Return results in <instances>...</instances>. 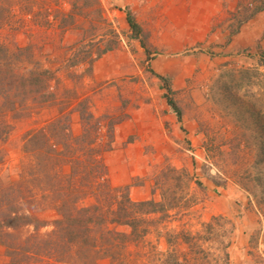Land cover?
I'll return each mask as SVG.
<instances>
[{
    "label": "rangeland",
    "instance_id": "rangeland-1",
    "mask_svg": "<svg viewBox=\"0 0 264 264\" xmlns=\"http://www.w3.org/2000/svg\"><path fill=\"white\" fill-rule=\"evenodd\" d=\"M129 1L0 0V42L11 51L23 50L22 68L39 63L59 79L57 87L52 85L57 88L53 101L18 120L7 115L13 128L0 140V180L5 184L18 182L24 172L22 181L28 182L24 192L31 187L40 200L36 183L29 181V169L37 160L25 151L26 135L58 119L61 110L62 116L70 115L73 135H80L85 125L78 109L83 103L95 115L103 159L112 155L115 162L123 160L122 152L135 139L122 141L115 150L114 135L108 130L111 124L128 118L126 111L134 100L137 105L145 97L156 106L167 103V91L154 72L170 80L183 120L187 126L194 124L196 134L189 136L181 127L184 138L174 157H166L161 165L151 167L148 177L133 178V182L153 181L161 196L157 186L161 173L169 167L178 170L179 176L169 174L164 182L177 195L178 206L165 220H159L161 215L150 217L155 223L148 226L145 236L137 238L130 237L126 227H93L95 248L88 254L79 250V245L69 249L62 245L63 235L53 226L59 215L48 208L37 217L49 227L39 232L33 227L8 231L0 244V264H19L20 248L35 245L40 250L36 264H173L185 258L193 262L200 254L199 258H204L201 264H224L227 244L231 264L230 250L238 243L245 245L244 256L246 249H254L257 262L264 264L256 253L264 245V25L257 38L235 41L243 24L259 14L255 10L264 0H242L231 19H217L218 25L209 34L201 29L197 41L183 34H190L192 28L160 25L159 18L150 12L145 17L143 9L149 1L138 0L140 11L136 15L146 22L142 29L150 55L117 13H125ZM106 48L130 51L136 56L139 73L127 71L112 81L94 83L92 74L84 75V71ZM246 70L252 71L249 81L243 79ZM126 83L134 89L129 92ZM127 94L132 98L126 99ZM75 113L79 119H74ZM177 159L181 168L175 166ZM95 203V197L87 196L78 207ZM227 204L232 206L231 213L222 207ZM24 208L31 210L30 206ZM209 223L215 225L212 234L206 230ZM241 228L245 233L239 241ZM182 235L206 238L198 241L199 254L193 247L196 239L188 245Z\"/></svg>",
    "mask_w": 264,
    "mask_h": 264
},
{
    "label": "trees",
    "instance_id": "trees-1",
    "mask_svg": "<svg viewBox=\"0 0 264 264\" xmlns=\"http://www.w3.org/2000/svg\"><path fill=\"white\" fill-rule=\"evenodd\" d=\"M263 11L264 5L257 8L255 14ZM125 13L133 37L141 42L142 47L150 55L142 27L128 8ZM108 51L110 48L98 54L96 60ZM22 53L21 48L11 51L6 44L0 42V140L13 128L7 120L8 114L12 120L24 118L36 109L40 110L56 96L59 79L50 69H44L39 63L33 64L30 68H22L20 65ZM262 57L264 59V52ZM95 61L91 62L84 71V75L92 74V65ZM78 65L75 64V66ZM251 72L248 70L243 72V79L249 81ZM152 73L163 84L167 91L165 96L167 104L181 122L183 111L172 97L174 90L170 80ZM256 75L259 74L256 73ZM53 83L56 86L54 89ZM79 108H81L78 110L85 125L80 136L73 135L70 115L62 116V110L61 116L50 122L48 126L30 131L26 135L25 151L37 160L29 169L31 177L29 181L36 183L41 193L40 200H37L31 187L27 188L25 191L27 193L24 192L23 186L28 185V182L22 181L24 172L18 182L5 184L0 180V244H2V238L9 235L8 231L33 227L35 232H39L49 227L50 224L38 219L37 214L52 208L59 215L53 226L55 231L63 235L62 245L66 249L79 245V250L85 249L88 254L95 248V240L91 238L93 227H126L130 230V237L137 238L145 236L148 233V226L155 223L150 217L161 215L159 220H165L168 218L169 211L177 208L179 203L177 195L172 188L167 189L164 183L168 180L169 174L179 176V171L171 167L161 173L157 182V186L162 191L160 202L154 200L135 202L130 197L129 187L112 188L110 186L102 151L98 146L100 138L96 118L87 110L86 103L81 104ZM108 132L113 133V124L110 125ZM112 139L113 137L111 141ZM66 166L70 167L69 173L64 170ZM162 180L163 182H160ZM87 196L95 197L96 203L88 207H78L79 202ZM26 206H30L31 210L29 208L25 210ZM217 219L219 218H214L215 221ZM214 226L211 223L206 225L208 234L214 232ZM182 238V241L188 245L196 239L190 235H182ZM198 238L193 244V247L199 251L196 255L201 250L198 248L201 247L198 241L206 239ZM228 248L229 244L225 246L224 264H230ZM19 252V264L37 263L35 258L40 252L37 245L20 248ZM199 256H195L193 262L185 258L183 261L174 260L173 264L198 262L201 264L204 258ZM17 261L14 260L13 263Z\"/></svg>",
    "mask_w": 264,
    "mask_h": 264
},
{
    "label": "crops",
    "instance_id": "crops-1",
    "mask_svg": "<svg viewBox=\"0 0 264 264\" xmlns=\"http://www.w3.org/2000/svg\"><path fill=\"white\" fill-rule=\"evenodd\" d=\"M137 1L131 0L126 4L128 9L134 12L135 15L140 11L136 3ZM147 1H149L147 3V7H149L143 9L145 17L146 13L150 12L153 13V18H159L158 22L160 25L169 24L170 26L179 25L181 27L192 28L193 31L190 34L186 31L183 34L186 37L193 36V41L201 39V29H204V33L209 34L211 28L218 25L217 19H231L233 13L240 10L242 3V0H163V2L155 0L154 4L150 5V0ZM160 2L162 3L159 4ZM151 7L152 10H150ZM117 13H119L122 19L127 21L126 14L123 11L119 10ZM137 22L142 28L147 26L143 18H139V16H137ZM232 22L233 20H230V23ZM127 25L129 27L128 22ZM263 25L264 11L256 15L251 21L243 24L235 41L248 39L249 37L251 39L253 37L257 38L261 34ZM195 29H198V31ZM134 59H136V56H133L130 51L128 53L108 51L93 63L91 80L94 83L100 84L101 81H112L127 71L130 74L139 73V67L135 65ZM125 85L130 86L127 87L129 92L134 89L128 83ZM130 98H132L130 94H127L126 99ZM145 98L138 105L135 104L137 103L135 100L131 102V106L126 111L128 118L119 124H113L114 133L112 134L115 138V150L120 147L122 141L128 138L135 139L128 149L122 152L123 160L115 162L112 155L111 158L110 155L109 158L105 156L103 160L109 174V181L114 187H129L130 197L135 202L149 200L160 202L161 196L158 191H155L153 181L133 182V178L148 177L151 174L152 166L161 165L166 157H174L176 150L179 148L180 139L184 138L181 134V127L190 133L189 136H195L196 131L194 124L187 126L184 120L179 122L177 116L171 112L167 103L156 106L153 103H147ZM72 116L75 120L79 119L76 113ZM116 152L118 153V151H115V154ZM162 153H164V156ZM175 162L176 167H182L178 159ZM65 172L69 173L70 168L66 167ZM222 207L225 208L224 211H230L231 213V205L227 204ZM243 229L241 228L238 235L239 241L243 240V233H245ZM244 248L245 245L241 243L231 247V264H239V261H243L242 264H259L257 262L259 256L256 258L253 255L255 250L246 249L248 254L244 256ZM256 253L261 255L260 260L264 262V245L259 246ZM239 257L246 258L243 260Z\"/></svg>",
    "mask_w": 264,
    "mask_h": 264
}]
</instances>
